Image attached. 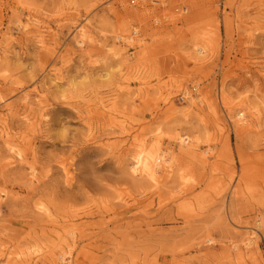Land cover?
Listing matches in <instances>:
<instances>
[{"label":"rangeland","instance_id":"1","mask_svg":"<svg viewBox=\"0 0 264 264\" xmlns=\"http://www.w3.org/2000/svg\"><path fill=\"white\" fill-rule=\"evenodd\" d=\"M4 50L0 116L26 160L0 136V264H264V224L233 247L264 223V0H0ZM134 140L175 147L174 177L129 176Z\"/></svg>","mask_w":264,"mask_h":264},{"label":"bare ground","instance_id":"2","mask_svg":"<svg viewBox=\"0 0 264 264\" xmlns=\"http://www.w3.org/2000/svg\"><path fill=\"white\" fill-rule=\"evenodd\" d=\"M78 35L81 37L79 40H77V44H79L80 46L85 45L88 42V37L86 35V29L84 26H81L78 29ZM137 30H133V34H136ZM122 38L121 35H119V39ZM135 37L132 35H129L127 37V39L129 40H135ZM138 41H141V39L139 38ZM197 53L199 54V57L202 59L203 58H207L209 57V52H208V48L206 46H200L197 47L196 49ZM7 52L6 50L3 51L2 55L0 56V59L3 57L4 59H8V56L6 55ZM116 54H120L118 52L114 53ZM60 79V77L55 78ZM205 95H203V93L201 92V90H199L197 92V95L193 98V101L196 102H200L203 103L205 101ZM23 100L28 101L29 99V95L26 94L22 97ZM191 101V100H190ZM197 103V102H196ZM229 103V102H228ZM227 103V104H228ZM10 109V107H9ZM12 110V109H11ZM245 113L243 110H239L238 112H236L235 115H231L230 114V119H234V122H236V124H241V126L243 128H248L249 126H251V122L248 118V115L244 116ZM0 122L2 124V128L0 129V136L3 138V142L6 146V150L8 155L10 156L11 159H13V161H10V164H13L15 162H23L26 160V153L23 151V149H17V146L14 143L11 131L9 130V128L7 127L6 124V118L1 117L0 116ZM173 138L179 143V150L182 154L184 155H192V156H197L199 160L207 162L209 157L207 156V154H209V152H211V156L214 158H217L219 155L216 152V148L215 147H209L207 150H200V146L193 142L188 145L187 147H184L183 143H188V141H190V136L187 135L183 138V135L179 134V133H175ZM188 139V141H187ZM130 151L134 153V158L133 161L131 162V166H130V170L128 172L129 176H131L132 178H136V177H140V178H144V179H150L155 181L156 183H160L161 180L166 179L169 180L171 178L174 177V175L176 174V166L172 160V158H174V152H175V147L173 148H167L162 150L161 147L157 144H155L154 146H147L145 144H141L137 146V140L132 142V148H130ZM173 156V157H172ZM62 171H63V175L65 178V181L67 183H70L71 181V171L69 169V167L65 164L62 163ZM37 168L35 166H33L32 164H30L29 166V181L33 183V181H40L41 177L37 174ZM161 177H163L161 179ZM181 178H184V176L181 175ZM186 180V179H185ZM243 183L244 180L241 179L239 180L237 187L239 188L238 191H241L242 193H244L245 191V187H243ZM245 185V184H244ZM246 188L251 191L252 193L254 192V186L252 184H246L245 185ZM37 208L39 209V213L41 214H45L47 216H51V208L45 204H43L42 202H37ZM0 213H1V209H0ZM237 226H242L240 223H235ZM263 217L259 216L258 220L256 221L255 225H249V232H247L246 234V242L244 244V246L238 245L237 243H235L233 245L234 248H237L238 250H240V252H243V250L249 249L253 244H254V235L256 234V229L261 228V226H263ZM60 236H64V234L62 232L58 233ZM69 234L74 236L77 234V230H71L69 231ZM75 238H73V244H75ZM50 257H52V254H49ZM31 262H35L36 260L32 257ZM61 263L65 264L64 262L66 261L65 257H63L62 255L60 256V260Z\"/></svg>","mask_w":264,"mask_h":264}]
</instances>
